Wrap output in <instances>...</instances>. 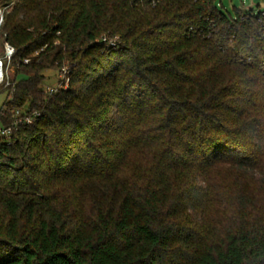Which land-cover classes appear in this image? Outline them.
<instances>
[{
  "label": "trees",
  "instance_id": "1",
  "mask_svg": "<svg viewBox=\"0 0 264 264\" xmlns=\"http://www.w3.org/2000/svg\"><path fill=\"white\" fill-rule=\"evenodd\" d=\"M0 3L17 47L0 125L32 117L0 136V264H264L260 10Z\"/></svg>",
  "mask_w": 264,
  "mask_h": 264
},
{
  "label": "built area",
  "instance_id": "2",
  "mask_svg": "<svg viewBox=\"0 0 264 264\" xmlns=\"http://www.w3.org/2000/svg\"><path fill=\"white\" fill-rule=\"evenodd\" d=\"M11 4L8 5H2L0 4V31L2 29V25L5 20L6 13L9 11V8L11 7ZM260 14L262 17H264V9L260 10ZM43 50V47L41 49H36L34 52L30 54V56L25 57L23 61L25 63H29L32 60L33 56H38L40 52ZM17 51V47L10 43L8 40H5L4 38L0 40V86L2 85H9L11 80L7 78L8 68L10 63H12V57ZM70 69L68 65H64L60 71L59 75L61 77V80L57 86H46L48 92L50 94L55 93L61 88L67 89L70 85ZM38 114V113H36ZM15 121L13 123V126H3L0 125V136L5 137L7 139H10L13 135L14 128L24 122H30L31 116H21V113L19 110H16L14 113Z\"/></svg>",
  "mask_w": 264,
  "mask_h": 264
},
{
  "label": "rangeland",
  "instance_id": "3",
  "mask_svg": "<svg viewBox=\"0 0 264 264\" xmlns=\"http://www.w3.org/2000/svg\"><path fill=\"white\" fill-rule=\"evenodd\" d=\"M218 3L220 6L223 4L222 8L224 10H230L234 12L235 9H238L240 11H248L250 9H253L255 11L264 9V0H218ZM1 4V3H0ZM12 6L9 8V11H11ZM8 11V12H9ZM7 12V13H8ZM6 13V15H7ZM3 38L1 37L0 33V40ZM16 69L13 63H10L7 73V78L12 80L15 77ZM46 75L45 80V86H57L61 80V77L59 75V71L55 69H48L44 72ZM5 87V84L0 86V108L5 103V100L7 98V93L3 88ZM226 207H228L225 204H218L216 207H213V209H210V212L208 213V217H212L214 214L219 215L221 213L226 212Z\"/></svg>",
  "mask_w": 264,
  "mask_h": 264
}]
</instances>
